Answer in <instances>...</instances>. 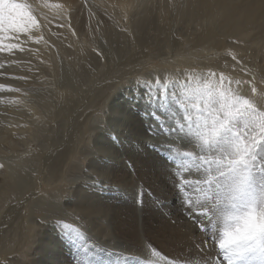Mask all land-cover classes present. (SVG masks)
Masks as SVG:
<instances>
[{"label": "bare ground", "instance_id": "bare-ground-1", "mask_svg": "<svg viewBox=\"0 0 264 264\" xmlns=\"http://www.w3.org/2000/svg\"><path fill=\"white\" fill-rule=\"evenodd\" d=\"M51 1L56 2V5L53 6L55 13L60 12L65 17L68 15L73 17V26L67 28V30L76 31L77 33V37L73 39L74 41L72 43L76 50L72 51L65 50L62 47L61 41L54 38L53 35L50 34L49 36L53 40H58L56 44L59 49H61V58L63 56L61 66L58 63V59L54 58L53 55L47 51L48 42L43 43L39 48V56L45 61L44 68H42V70L39 68L42 73L40 76L46 75V77H48L46 82L55 86V90L51 92L53 100L49 102L50 98L44 97L48 102L46 103V108H50L52 114L55 112L51 119L56 122L58 128L64 130L65 128L69 129V135L67 137V141L69 142L67 143V141L61 139H55L56 141L53 143L54 148L51 149L48 148L49 146L45 145V150H49H47L46 153L42 152L40 155L39 163H41L43 168L37 175V178L42 179L45 183L49 184V186L51 185L53 187L55 184H59L57 181L63 179V185H57L54 191L63 192L58 198H67H65L63 202L59 199L55 206L52 203L53 200L52 202L46 203L45 199H47V197L43 198L44 196H42L41 199H37L33 196L30 186L32 184L30 176H24L21 172L14 176L13 172L10 174L9 170L0 171V264H70L73 258L75 262L81 255L84 256V254H86L88 256L89 253H92L93 257H95V259H92L95 264H113L116 263L118 259L125 261L126 264H144L147 260L158 262L159 264H206L208 261H211L212 264H216L214 261L218 258L215 259L214 255L217 254L219 249L210 246L205 248L202 245L201 242L206 238V233L196 227V224L193 223L186 207L182 203V198L176 195L174 187L175 179L172 173L169 172V166L163 159L158 157L154 151L149 150L145 145L144 141L150 139V137L144 134L143 128H145V126L140 123L139 118L123 112L124 115L121 117L123 120L119 121V123L122 129L127 131L123 135L130 138V145L128 144V147L122 149L123 151L120 149L122 153L117 152L115 148H113V150L110 144H105L108 148H106V150L102 148V154H97L96 158L98 159L91 158L88 160L87 158L86 170L88 173L84 170L83 172L79 166L73 165V161L76 160L79 155V151L76 150L77 146L75 147V145H78V143L84 139L80 129L79 117L82 115L83 111L87 109L92 100L97 99L99 96L96 95V91H98L99 94L104 91V87H106L105 81L108 78L112 80L115 76H119L118 73L124 75V73L128 72L127 70L133 72L134 70L140 69V66L137 67V64L141 63V61L137 59L147 54L150 44H146V42L151 40L152 43L163 41L170 44L172 35L168 31L172 28L174 17L169 15L165 6H161L162 4L155 17L139 18L137 16L139 19L131 17L132 19L136 18L129 27L133 37L129 39L127 43L116 40L109 42L108 46H110L112 50H107L108 46L103 47L106 49L102 50L101 56L103 57V61H101V58L96 57L92 52V43L94 42L89 40L88 35L79 29L83 27V23L81 24L82 20L79 18L80 13L76 10L72 11V0ZM99 1L109 8L116 6L122 15L127 13L133 2V0ZM150 2H152V0ZM43 5L46 4L43 2ZM82 5L84 4L82 3ZM144 6L146 7V5ZM46 7L47 11H49V6L46 5ZM43 8V11H45V6ZM48 16L49 15H47V17ZM131 16H133V14H131ZM184 16L192 19V21L201 23L203 21L205 24L197 25L196 22L195 26L199 27V31L196 32L193 27L196 34L194 38L196 45L193 46L194 44L191 45V43L190 45L193 47H191L192 50H190V55L186 53L191 58L189 57V60H185V57L179 58V55H174L176 57V59H174L181 65L184 64L189 67L198 66V71L200 69L199 66L206 65L208 64L206 61L212 60L211 57L207 58L205 55L207 60L204 58L205 60L202 61L201 56H203L205 52L212 50V56L217 57V53H220L219 48L221 47L219 44L226 41L223 34L218 36V34L215 33L217 36H214V19L220 21V25L226 24L229 27L226 37H229V34L234 35L235 33L248 34L251 32L255 37H260L264 34V0H184L179 6L177 22L178 20H186L187 18ZM43 19L46 21L44 15ZM120 22L121 21H119V23ZM63 26H66V24H63ZM92 26L93 24L89 23L87 29L90 30L89 27ZM104 27L103 24L102 29ZM39 31L41 32V30ZM120 32L118 33L120 34ZM121 34L123 33L121 32ZM126 36L128 37V35ZM207 37H217L216 39L214 38L217 45L211 44V46H209L211 48L205 47L203 41ZM179 39L181 38L179 37ZM54 45L53 49L56 46ZM172 45L171 43V46ZM135 48L136 51L139 52L136 55L135 52L132 51ZM260 54L263 55L262 53ZM221 59L216 61L215 58L214 61L215 63L224 61ZM199 60L201 62H199ZM129 65L131 66L129 67ZM144 70L145 69L140 71L145 74L146 71ZM162 71L165 72V70ZM159 75L161 76V73ZM213 80L217 81V79ZM208 81H211V79ZM96 84H98V87ZM193 99L196 98L194 97ZM255 102L256 106L264 109V96L259 97ZM32 104L36 105L35 103ZM82 106L83 108L81 109ZM94 107L93 109H95ZM119 111L121 112V110ZM73 125H76V127L73 128ZM130 127L135 130L136 135L130 133ZM89 129L90 128H88V130ZM178 143L181 144V147L189 146L185 142L178 141ZM149 144L152 145L153 142ZM168 145L157 141L155 147L157 149L165 148L167 154H171L172 152H169V148L171 147L173 149V147ZM104 151H106V154H114L111 155V160H107L106 162L103 161V159H105ZM198 151L199 150L196 149L197 153ZM89 172L96 175V177H92ZM189 174L197 177L196 179L203 178L197 175L195 171L189 172L185 178H188ZM97 181H99L100 184ZM148 187L155 191L154 194L157 198L153 203L157 201L158 205L161 204L160 207L158 205L156 207L154 204L152 205V201L150 202V200H148L149 203H147L149 197H147L148 195L145 189ZM48 193L47 191V194ZM56 195L57 194H55V196ZM196 195L202 194L196 193ZM60 206H62V208H60ZM47 212L52 213V217L57 218V220L61 216L56 213H65L66 215L77 217V220L74 218L76 224L83 228H87L89 234L100 242V248L97 244L96 247L99 249L91 246L89 248L90 250L85 251V249H82V246H76L71 236H75L80 242L82 241V237H86V233H81L84 235L81 237L79 234L80 232L78 233L75 227H62L61 230L66 231L67 235H63L62 240L64 243L59 244L56 239L54 240L52 236H49V233L44 229L45 227L37 221L38 217L44 219V222L48 220ZM59 223L61 224V222ZM222 227L223 220L221 219L217 224V229L210 228L209 231L218 230ZM52 231H50V233ZM68 244H70L69 247ZM197 245H201V247L197 248ZM155 249L157 252L159 251L161 255H157ZM69 254H72V256H69Z\"/></svg>", "mask_w": 264, "mask_h": 264}, {"label": "rangeland", "instance_id": "rangeland-1", "mask_svg": "<svg viewBox=\"0 0 264 264\" xmlns=\"http://www.w3.org/2000/svg\"><path fill=\"white\" fill-rule=\"evenodd\" d=\"M40 1H43L44 4L49 6L48 7L49 11H47L46 5H43V2H40ZM148 1L149 0H147V1L146 0H133L131 7L129 8L127 13L122 15V13L119 11L118 8H116V6L109 8L108 6L100 3L99 0H72V2H73L72 3V11L76 10L80 13L79 18H80V20H82L81 24L83 23V27L79 28V29L81 31L85 32L86 35H88L89 40L94 42V43H92V52L94 53V55L96 57H100L101 61H103V57L101 56L102 50L106 49L103 47H105V46L107 47L109 45L108 44L109 42H113L116 40V41H122V42L127 43L128 40L133 37L132 33H130L129 27H130V24L133 22V20H136L137 16L139 18H141V17H155V16H157V14L160 10V5L162 4L161 6H163V7L165 6L169 15L174 17L173 22H172V26H171L172 28L170 31H168L172 35V37L170 36L171 40H172L170 42V44L163 42V41L159 42V43H152L151 40L146 42V44L147 43L150 44L147 54H145V55H143L137 59V60L141 61V63L137 64V67L140 66L139 67L140 69L134 70L133 72H130L129 70H127L128 72L124 73V75L118 73L119 76H115V78H112V80L108 78L105 81L106 87H104V91H102L100 94L98 93V91H96V95L97 96L99 95V96L97 97V99L92 100V102H94V103L91 102L88 105L87 109H85L83 111L82 115L79 117V122H80V126H81L80 129H81V133H82L84 139L81 142H79L78 145H75V147L77 146L76 150L79 151V155H78L77 159L73 161V165L79 166V168L82 171L84 170L87 173H88V171L86 170L87 169L86 168L87 167V158H88V160L91 158L98 159V158H96L97 154L98 153L102 154V152H103L102 148H104L105 150H106V148H108V146H105V144H108V145L110 144L112 149L115 148V150L117 152H120V153H122V151H123L122 149H124L130 145L129 144L130 138L123 135L127 131L122 129L119 121L123 120L121 118L124 115L123 112L125 114L127 113L126 112L127 105L125 103V98L132 91H134L137 88L136 82L138 80L139 81H144V80L154 81L155 78H157L159 76L162 83H174L177 80H181V81H186L191 88L195 89L197 87L203 88V86L204 87L205 86L211 87V85L212 86L213 85L218 86V84H217L218 83V74L220 72H224L227 76L233 78V81H235V80L242 81V83L239 85L238 89H237V85L235 84V82H233V84H232V88L237 89V91L241 95L246 96V97L254 100V102L257 99H259V97L264 96V65H263L264 64V47H263L264 46V42H263L264 41V34L261 35L260 37H255L251 32L248 34H240V33L236 34L235 33L234 35L229 34V37H226V35H228V28L229 27L226 24L220 25L219 24L220 21L214 19V21H215V22L213 21L214 22L213 24L215 26L214 27L215 28L214 36L216 35L215 33H217L218 36L223 34L225 36V40L227 42L225 41L224 43L219 44V45H221V47L219 48L220 53H217L218 58L212 56V53H213L212 50H210L211 52L210 51L205 52L204 55L201 56L202 57L201 60L204 61L205 59L207 60V58H210V57L212 58V60L206 61V63L208 62V64L203 65L204 68H203V66H199L200 69L198 71V66L197 67H189V66H186L184 64L181 65L179 62L175 61V59H176L175 56L179 55L178 56L179 58L185 57L186 58L185 60H189L190 50H192L191 47L196 45V42L194 41V38L196 35L195 32L199 31V27L195 26L196 22H197V25H199V24L203 25V24H205V22L202 21V23H201L198 21H192V19L187 18V16H184L187 18L186 20H184V19L178 20V22H177V15L179 12V6L181 5V3H183L184 0H152V2H150L151 0L149 2ZM17 2L18 3H24L27 5V10L31 13V15H33L35 17L36 21L38 22V24L40 26L39 30H41V32L35 30L36 29L35 26L34 27L30 26L29 32H21V31L0 32V45H7L10 43L19 42V43H21V46L26 49L23 53H21L19 50H15L13 53L0 52V65H3V67H0V84L6 86L5 88L0 89V136H1L0 137V166H2V167H0V171L9 170L10 174H11V172H13L14 176H15V174H19L20 172L24 176H26V175H27V177L30 176L31 177L30 180H32V184L30 186H31V191L33 192V196L37 199H41L42 196H44L43 198L47 197V199H45L46 203L52 202V200H53L52 203L55 206V204L57 205V201L59 199L63 202L65 200V198H67V197L58 198V196L61 195L63 192L54 191V188H56L57 185L58 186L63 185V181H62L63 179L57 181L59 184H55L53 187L51 185L49 186V184L45 183L42 179L37 178V175L42 171V168H43L41 166V163H39L40 162L39 159H40V155L42 154V152L46 153L47 150H49V149L45 150V145L49 146L48 148L51 149V148H54L53 143L56 141L55 139H61L63 141H67L68 140L67 137L69 135V133H68L69 129L65 128V130H64V129L58 128L56 122L51 119L52 116L55 114V112L52 114V111H50V108L49 109L46 108V103H48V102H47V100H45L44 97L50 98L49 102H51L53 100V97H51V92H53L55 90V86L51 83L46 82L48 80L47 79L48 77H46V75L40 76V74H42L40 69L42 70V68H44L45 61L43 59H41V57L39 56V53H40L39 48H40V45H43V43L48 42L47 43V47H48L47 51L49 53H51L54 58L58 59V63L61 66V64L63 62V56L61 58V55H62L60 53L61 49H59V47L57 46L56 41L60 40L62 43V47L65 50H71V51L76 50V48H74V45L72 43L74 41L73 39H75V37H77V33H76V31H68L67 30V28L73 26L72 25L73 17L68 15L69 19H70V21H69L68 16L65 17L60 12H57V13L54 12L53 6L56 5V2H53L51 0H17ZM82 3L84 5H82ZM144 5H146V7ZM44 6H45V11H43ZM51 10H52V12H51ZM46 14L49 16L47 17ZM131 14H133V16H131ZM43 15L46 17V21H44ZM61 17H62V19H61ZM131 17L132 18L136 17V18L132 19ZM81 18H83V19H81ZM125 18H126V20H125ZM139 18H137V19H139ZM47 21H48V23H47ZM119 21H121V22L119 23ZM84 23H85V25H84ZM89 23L93 24L92 27H89L90 30L87 29L89 26ZM63 24H66V26L56 27V25H63ZM103 24L105 27L102 29ZM193 27L195 29V32H194ZM48 28H49L50 32L48 31ZM63 28L66 29L67 31L64 30ZM123 30H125V31H123ZM61 31H63V32H61ZM120 31L123 34H121ZM118 32H120V34ZM192 32H194V33H192ZM50 34L53 35V37L58 39V40L51 39L49 37ZM69 34L71 37L69 36ZM110 35H112V36H110ZM126 35H128V37ZM116 37H117V39H116ZM179 37L181 39H179ZM38 38H41V39H39V42H37ZM174 38H176L178 42ZM214 38L216 39L217 37H207L206 39H204L203 44L205 45V47L211 48V47H209V46H211V44L217 45V42L214 41L215 40ZM186 39H187V41H186ZM179 41H180V43H179ZM173 42H175V43L177 42V43L175 44ZM171 43L173 44L172 45L173 47L175 45H177V46H175L173 49V47L171 46ZM49 44H51V45H49ZM167 44L169 45V47ZM190 44L191 45L194 44V45L191 46ZM53 45L55 46L54 49H53ZM184 48H185V50H184ZM109 49L112 50V48L110 46L107 47V50H109ZM169 49H170V52H169ZM132 51L135 52V55L139 53L136 51V48L133 49ZM177 51H178V53H177ZM168 52L170 53V55ZM186 53H189V55ZM260 53H262L263 55H261ZM205 55L207 56V58L205 57ZM168 56H170V57H168ZM233 56L236 57L235 60L232 59ZM167 57H168V60H167ZM215 58H216V61L221 59V58L224 61L215 63V61H214ZM13 61H17V63H12ZM170 61H172V62H170ZM196 61H198V60H196ZM212 61H214V62H212ZM65 62H66V60H65ZM199 62H201V61L199 60ZM169 63H170V65H169ZM130 66L131 65H129V67ZM142 66H144V67H142ZM213 66H214V69H213ZM209 67H211V68H209ZM36 69H38V70H36ZM143 69H145L144 71H146L145 74L142 71H140ZM162 70H165V72ZM175 71H176V73H175ZM191 72H192V74H191ZM210 72H215V73L217 72L216 73L217 75L216 76H210V75H208ZM133 73H134V76H133ZM160 73H161V76L159 75ZM255 74H257V75H255ZM181 76H182V78H181ZM15 77H28V79L27 80L16 79ZM197 77H198V79H197ZM207 78H209V79H207ZM210 79H211V81H208ZM213 79H217V81L213 80ZM198 82H199V84H198ZM96 85L98 87V84H96ZM253 86L257 90L255 93L252 92ZM10 89H19V91H14V90H10ZM44 89H45V91H44ZM173 91H178V89H173ZM37 95H40V96H37ZM36 97H37V99H36ZM38 98H39V100H38ZM193 98H192V101L195 102V99H193ZM169 100H170V107L173 110H177L176 104L174 102H171V96L169 97ZM32 103H35L39 107H37L36 105H34ZM201 106H203L202 102H201ZM93 107L95 109H93ZM82 108H83V106L81 107V109ZM117 108H119V109H117ZM122 109H124V110H122ZM119 110H121L122 113ZM38 116H39V118H38ZM49 116H51V117H49ZM115 116H116V118H115ZM50 119H51V121H50ZM114 121H115V123H114ZM45 122H47V123H45ZM144 126L146 128V126H147L146 123L144 124ZM75 127H76V125H73V128H75ZM88 128H90L89 129L90 132H89ZM36 134H37V136H36ZM90 134H91V137H90ZM113 134H119V136H120V143L117 144L115 147H113L110 143L111 137ZM65 135H66V137H65ZM5 136H6V138H5ZM149 137H150V139H147L149 141V143L153 142L154 144H156V142L158 141L159 143L171 145L173 147L174 151H180V152L191 151V152L197 153L196 149H194L190 145L186 146V147H181V144L178 143V141H173L172 137H166L163 134L158 135V136L157 135H149ZM151 138H153V139H151ZM68 142L69 141H67V143ZM97 143H98V145H97ZM35 144H36V146H35ZM5 147H7V148H5ZM147 148L151 151H154V153L158 157H160L161 159L164 160V162L169 166V172H171V173L173 171H176L179 173H184L185 170L190 167V164H191L190 160H177L174 163L173 162H167L164 157L172 155L173 153L167 154V150L165 148L157 149L156 147H152L150 144L147 146ZM91 154H93V155H91ZM111 155H114V154H112V153L106 154V151H104L105 159H103V161L106 162L107 160H111L112 159ZM33 157H35V158H33ZM33 163H34V165H33ZM16 164H18V165L20 164V165L18 166ZM10 165H12V166H10ZM16 166H18V167H16ZM82 167H84V168H82ZM193 171H195V170H192V172ZM89 174L92 177H96V175H94L91 172H89ZM194 178L196 179L197 177H195L192 174H189L187 179L195 180ZM98 183L100 184V182H98ZM145 190H146V194L148 195L147 197H149L147 199V203H149L148 200H150V202L152 201L151 202L152 205L154 204V206L156 207L158 205L157 201H155L153 203V201L157 198L156 195L154 194L155 191H153V189L149 188V187L146 188ZM47 191L49 192L48 194H47ZM175 192H176V195L179 198H181V193L177 192L176 188H175ZM55 194H57V195L55 196ZM189 194L193 195L194 197L196 196V193L190 192ZM48 196H50V197H48ZM182 203L184 204L183 200H182ZM160 205H158V206L160 207ZM60 208H62V206H60ZM51 214L52 213L47 212L48 220L45 221L46 223L44 222V219H41L40 217L37 218V221L39 224H42L45 227L44 229H46V231L49 233V236L50 237L52 236V238L54 240L56 239V241H58L59 244L64 243L62 240L63 235H67L66 231L61 230L62 227H66V228H74L75 227V228H77V232L78 233L80 232L79 234L81 235V237L84 236L83 235L84 233H86V237L85 238L82 237V241H80V242L78 239H76L75 236H71V238L74 239L76 246L77 245L82 246V249L83 250L85 249V251L90 250L89 248L91 246L96 247L97 244L100 248L101 245H99L100 242L98 241V239L91 236L89 234V231L87 228H83L82 226L76 224L75 220H77V217L71 216V215H66L65 213H61V214L56 213L57 215L59 214L61 216L57 220V218L52 217ZM74 218H75V220H74ZM43 222H44V224H43ZM59 222H61V224ZM56 223H58V224H56ZM52 230H54V231H52ZM50 231H52V232L50 233ZM75 231H76V229H75ZM81 233H83V234H81ZM69 245L70 244H68V247H69ZM96 248H98V247H96ZM92 251L94 252L93 249H92ZM218 252L219 251H217V253ZM155 253L157 255H161L160 252L159 251L157 252L156 249H155ZM69 256H72V254H69ZM93 258L95 259V257H93L92 253L91 254L89 253L88 256L86 254H84V256L81 255V257L78 258V260L75 259L76 260L75 262H74V258H73L71 260L70 264H76V263L77 264H95V262L92 260ZM214 258L215 259L218 258L217 260L214 261L216 264H226V262L223 261L222 256L216 254V255H214ZM117 261H116V263H113V264H126L125 261H122L119 259ZM217 261H218V263H217ZM22 264H24V263H22ZM144 264H159V263L147 260L146 263H144Z\"/></svg>", "mask_w": 264, "mask_h": 264}, {"label": "snow or ice", "instance_id": "snow-or-ice-1", "mask_svg": "<svg viewBox=\"0 0 264 264\" xmlns=\"http://www.w3.org/2000/svg\"><path fill=\"white\" fill-rule=\"evenodd\" d=\"M30 26L39 31L40 26L26 4L0 0V32H29ZM15 50L23 53L26 49L19 42L0 45V52ZM233 82L237 89L242 83L224 72L218 74V86L195 89L181 80H138L137 88L125 98L126 112L139 118L142 125L147 124L143 128L145 135L163 134L199 150L180 152L170 147L173 154L165 160L191 161L184 173L173 171L172 175L193 223L206 233L202 245L218 248L217 255L226 264H264V109L233 89ZM5 87L0 84V89ZM256 91L253 86L252 92ZM170 96L177 110L170 107ZM129 131L136 135L133 128ZM110 143L113 147L119 144V134H113ZM144 143L149 145L147 140ZM192 170L203 178H185ZM190 192L202 195L194 197ZM221 219L222 229L209 231L217 229Z\"/></svg>", "mask_w": 264, "mask_h": 264}]
</instances>
